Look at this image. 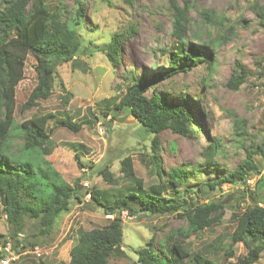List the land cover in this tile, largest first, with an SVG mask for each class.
Wrapping results in <instances>:
<instances>
[{"label": "rangeland", "instance_id": "1", "mask_svg": "<svg viewBox=\"0 0 264 264\" xmlns=\"http://www.w3.org/2000/svg\"><path fill=\"white\" fill-rule=\"evenodd\" d=\"M86 14L80 32L86 38L88 53L77 60L58 64L54 80L53 94L39 102V105L22 111L21 106L36 84L34 66L36 59L29 55L26 61L25 76L16 91V120L22 122L39 114L52 112L64 113L72 121L80 124L74 132L64 126L52 127L53 148L46 156L55 168L71 184L81 179L80 192L87 188L106 189L101 168L108 165L115 177H120V185L127 183L121 179V160L131 156L136 175L144 179L145 186L159 183L156 169L150 163L151 137L144 133L143 125L131 115L128 108L114 109L111 99L118 100L131 81L130 70L137 77L153 76V63L165 69L171 59L175 45L179 43L174 36L173 3L171 0H136L128 6L123 0H84ZM180 7L185 0H175ZM51 6L65 8L74 14L77 0H48ZM194 8L187 12V32L185 39L194 48L205 50L204 43L217 37H225L224 42L215 48L213 63L208 57L198 64L190 66L186 72L165 78L159 89L170 101L179 102L185 94L188 107L195 114V121L201 126L197 138H189L165 130L160 134V158L164 170L185 166L190 171L199 168L202 173L192 174L188 180L191 186L186 200L191 203L206 202L226 192H236L238 184L225 183L212 191L198 190V185L214 181L219 175L227 174L237 167L244 158L243 146L235 139L239 130L244 131L243 141L247 147L264 141V28L259 22L256 7L264 8V0H187ZM210 9L216 13L217 22L212 25L202 21L199 12ZM244 25H248L245 27ZM82 27V26H81ZM134 27L131 36L122 42L121 61L113 67L104 50L111 36L116 32H126ZM202 33L204 38L195 36ZM92 39L95 44L89 45ZM185 52H189L186 45ZM89 51L93 52L90 55ZM208 55V56H207ZM212 55V54H211ZM242 62L250 71L244 84L238 90L225 86L235 61ZM63 88L72 93L69 103H62L60 94ZM153 87L150 88L149 94ZM101 110L108 111L107 115ZM95 113L99 120L93 117ZM89 119L91 122H89ZM216 138L221 149L216 155V163L207 164L203 156L204 148ZM20 141H17V145ZM176 149H169V146ZM78 153L80 160L75 158ZM81 163H80V162ZM260 173L251 175L248 187L253 189L257 181L264 176V156H255ZM87 183V184H85ZM259 185V181L258 184ZM194 187V188H193ZM246 188V187H245ZM239 193L232 197H238ZM228 200L223 220L210 229H205L190 237L185 236L187 220L176 214L157 215L141 212L129 216L122 214L124 239L123 255L113 254L108 264H134L137 260L136 249L151 241L157 245L159 240L170 238V242H179L191 253L185 258V264H197L192 253H201L217 264H229L246 253L242 243L233 246L234 255L229 256L224 248L229 243V234L235 221L232 213L236 211V200ZM259 198L264 205V188ZM89 197L85 196V201ZM242 201L240 206H244ZM112 215L104 213L102 208H85L83 203L73 200L70 210L61 215L51 237H34L37 234L34 221L25 217L23 228L17 238H27L34 243L25 250L14 248L15 239L11 235V225L2 211L0 203V247L10 239L16 255L15 264H69L70 249L78 238L79 229L100 228L109 223ZM9 238V239H8ZM21 246V245H20ZM190 259V260H189ZM257 264H264V251Z\"/></svg>", "mask_w": 264, "mask_h": 264}, {"label": "trees", "instance_id": "2", "mask_svg": "<svg viewBox=\"0 0 264 264\" xmlns=\"http://www.w3.org/2000/svg\"><path fill=\"white\" fill-rule=\"evenodd\" d=\"M47 1L0 0V203L11 225L14 248L21 247L25 250L28 245H34L27 238H17L25 217L34 221L37 230V234H33L35 238H49L58 225L60 216L67 213L71 202L76 200L88 209L102 208L112 218L103 227L79 229V236L70 249L69 264H108L113 254L125 253L124 211L129 216L141 212L176 214L187 220L185 236L190 237L219 224L223 220L228 200L234 198L233 194L239 193L234 198L239 202L238 207L232 213L235 226L229 234V243L223 250L232 256L233 246L242 243L246 253L229 264H257L264 251V205L259 198L264 188V176L258 180L259 185L257 181L254 190L248 187L247 180L252 174L260 173L255 156H264V141L247 147L242 140L244 131L239 130L236 133L239 139L235 140L238 146H243L244 158L227 174L219 175L214 181L197 187L199 191L206 189V192L221 188L225 183L238 184L240 188L236 192H226L217 198L195 204L185 199L192 188L187 184L192 174L196 176L197 172L202 171L199 168L190 171L185 166L164 170L160 158L162 132L170 130L185 137L197 138L196 134L201 126L195 121V114L188 107L185 94L179 102L170 101L158 90L159 84L169 76L186 72L190 66L205 59L207 52L212 55L208 54L205 60L210 59L213 63L215 48L224 42L225 37H217L211 41L207 37L205 50L194 48L185 39L187 12L194 5L185 0L184 6L180 7L175 0H171L174 9V36H177L179 43L172 51L169 64L162 69L163 67L153 63L155 70L149 79L137 77L130 70L131 81L124 94L118 100L111 99L114 109L128 108L131 115L143 125L144 133L152 136L150 163L156 169L159 183L145 186L144 179L135 173L132 157L126 156L121 160V179L129 180L125 181L126 185L119 186L120 177H115L106 165L101 168L100 173L108 188L92 187L82 193L80 178L71 184L46 158L53 148V126H64L76 132L81 125L64 113L57 115L48 112L22 122H18L15 116L16 91L25 76L29 55L36 59L34 69L37 81L21 106L22 111L39 105L41 100L53 94L58 64L71 62L77 65L80 62L77 58L88 53L86 38L80 32L86 14L85 1L77 0L74 14L67 6L53 7ZM135 1L123 0L128 6H133ZM256 14L264 28V8L256 7ZM199 15L203 23L207 21L214 25L217 22L216 13L210 9L201 10ZM133 31L134 27L126 32L116 31L108 44L101 48L114 68L120 64L124 38L131 36ZM195 36L204 38L202 33H196ZM88 42L90 46L95 44L92 39ZM186 45L189 46V52H185ZM89 53L93 54L91 51ZM249 74V69L237 60L225 86L238 90ZM151 87L153 90L149 94ZM71 96L72 93L63 88L60 97L65 106ZM100 112L108 114L106 110ZM93 118L99 120L96 113ZM50 123H53L52 127L49 126ZM17 141H20L19 145ZM221 148L219 141L213 137V143L203 151L207 164L216 163L215 158ZM169 149H176V146L170 145ZM75 158L80 160L78 153H75ZM88 194L89 199L85 201ZM242 201H246L244 206H240ZM169 239L165 237L157 245L151 239L147 245L136 249L137 260L134 264H185L184 259L189 258L191 253L181 243L170 242ZM192 257L197 264H217L199 252L192 253Z\"/></svg>", "mask_w": 264, "mask_h": 264}, {"label": "built area", "instance_id": "3", "mask_svg": "<svg viewBox=\"0 0 264 264\" xmlns=\"http://www.w3.org/2000/svg\"><path fill=\"white\" fill-rule=\"evenodd\" d=\"M251 181L252 180L250 178L247 180V182H251ZM15 259H16V255L14 253V250L12 249V244L9 239L8 241L5 242L3 246L0 247V264H13Z\"/></svg>", "mask_w": 264, "mask_h": 264}, {"label": "clouds", "instance_id": "4", "mask_svg": "<svg viewBox=\"0 0 264 264\" xmlns=\"http://www.w3.org/2000/svg\"><path fill=\"white\" fill-rule=\"evenodd\" d=\"M88 196V195H87ZM89 197V196H88Z\"/></svg>", "mask_w": 264, "mask_h": 264}]
</instances>
